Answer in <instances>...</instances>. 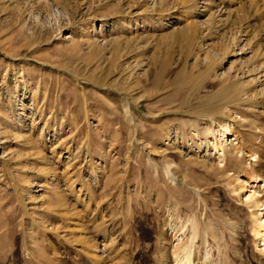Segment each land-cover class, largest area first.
<instances>
[{
	"label": "rangeland",
	"instance_id": "1",
	"mask_svg": "<svg viewBox=\"0 0 264 264\" xmlns=\"http://www.w3.org/2000/svg\"><path fill=\"white\" fill-rule=\"evenodd\" d=\"M230 1L0 0V264H264V4Z\"/></svg>",
	"mask_w": 264,
	"mask_h": 264
},
{
	"label": "bare ground",
	"instance_id": "2",
	"mask_svg": "<svg viewBox=\"0 0 264 264\" xmlns=\"http://www.w3.org/2000/svg\"><path fill=\"white\" fill-rule=\"evenodd\" d=\"M252 1H258V2H261V3H263L264 4V0H252ZM239 2H237V0H231L230 1V3H229V5H230V8H229V10H231V11H233V10H236L237 9V7H236V5L238 4ZM129 22H131V21H127V19L126 20H124L123 22L121 21V23L123 24V26L124 27H129L130 26V24H129ZM122 28V27H121ZM124 29V28H123ZM263 63V62H262ZM264 64V63H263ZM264 74V73H263ZM264 76V75H263ZM208 104V103H207ZM207 104H203V105H201V106H203L202 108H205L204 106L206 105L207 106ZM200 106V107H201ZM207 108V107H206ZM168 136V135H167ZM169 137H171V136H169ZM168 137V138H169ZM200 147H207V148H210V140H203V141H201L200 142ZM223 153H225V148H220L219 149V147H217V146H214V149H213V151L212 152H210V154H209V156L210 157H216V155H218V156H222L223 155ZM52 187V186H51ZM50 188V187H49ZM51 189V188H50ZM55 190V189H54ZM53 191V190H52ZM45 195V194H44ZM48 195V194H47ZM253 196V195H252ZM259 201H260V199H259ZM258 201V202H259ZM264 204V203H263ZM195 226V225H194ZM262 228V229H261ZM192 231H191V234H190V237H192L193 238V240H194V238H195V236L197 237L198 235H196V234H199L198 232H197V229L196 228H194V227H192ZM81 230V229H80ZM262 230V231H261ZM256 235H259L260 236V241H262V242H264V223L262 224V225H260V227H259V229H257V231H256ZM202 236H203V234H202ZM191 239V238H190ZM196 241V240H195ZM202 241H203V239H202ZM207 241V240H206ZM191 242H193V241H191ZM191 244H193V243H190V245ZM189 245V246H190ZM261 245V244H260ZM262 245H264V243H262ZM192 246V245H191ZM193 246H194V244H193ZM191 248V247H190ZM194 248V247H193ZM187 249H189V248H187ZM186 249V250H187ZM191 250H192V248H191ZM185 252V251H184ZM188 254V264H208V262L209 261H211L210 259H209V261L207 262H205V260H200V257H199V260L197 259V258H194V260H191V255H190V251L189 252H185L184 253V255L186 256ZM175 256V255H174ZM178 256V255H177ZM185 256H183L184 257V259H185ZM183 257H181V259L183 258ZM194 257V256H193ZM175 258V257H174ZM203 258V257H202ZM186 259V260H187ZM99 260H100V258H99ZM98 260V261H99ZM177 260V259H176ZM179 261H182V260H180L179 259ZM156 262V261H155ZM178 262V261H177ZM180 264H186V263H184V262H179ZM162 264H169V263H167V262H164V263H162ZM170 264H173V263H170ZM175 264H178V263H175ZM209 264H211V262H209Z\"/></svg>",
	"mask_w": 264,
	"mask_h": 264
}]
</instances>
